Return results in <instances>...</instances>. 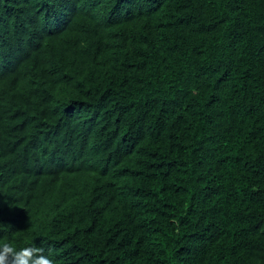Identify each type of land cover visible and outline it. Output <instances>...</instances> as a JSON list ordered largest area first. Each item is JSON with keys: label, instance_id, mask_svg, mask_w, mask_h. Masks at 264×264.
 <instances>
[{"label": "trees", "instance_id": "obj_1", "mask_svg": "<svg viewBox=\"0 0 264 264\" xmlns=\"http://www.w3.org/2000/svg\"><path fill=\"white\" fill-rule=\"evenodd\" d=\"M55 264H264V0H0V239Z\"/></svg>", "mask_w": 264, "mask_h": 264}, {"label": "clouds", "instance_id": "obj_2", "mask_svg": "<svg viewBox=\"0 0 264 264\" xmlns=\"http://www.w3.org/2000/svg\"><path fill=\"white\" fill-rule=\"evenodd\" d=\"M24 244L20 245L11 239H0V264H55L51 254H45L42 247L35 246L31 236L20 237Z\"/></svg>", "mask_w": 264, "mask_h": 264}]
</instances>
